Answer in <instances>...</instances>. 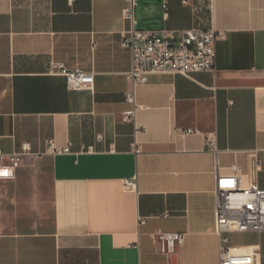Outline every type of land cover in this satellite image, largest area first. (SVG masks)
<instances>
[{"label": "crops", "instance_id": "obj_1", "mask_svg": "<svg viewBox=\"0 0 264 264\" xmlns=\"http://www.w3.org/2000/svg\"><path fill=\"white\" fill-rule=\"evenodd\" d=\"M133 26L222 31L215 69L133 86ZM51 61L93 72L94 89H70ZM23 143L0 180V264H220L217 175L236 164L264 188V0H0V148ZM159 230L185 240L163 252ZM224 233L264 264V231Z\"/></svg>", "mask_w": 264, "mask_h": 264}, {"label": "built area", "instance_id": "obj_2", "mask_svg": "<svg viewBox=\"0 0 264 264\" xmlns=\"http://www.w3.org/2000/svg\"><path fill=\"white\" fill-rule=\"evenodd\" d=\"M68 1L73 3L75 0ZM131 2L134 4L135 0ZM124 13L127 18L132 19V8H125ZM165 15H168L167 10ZM222 35V31L213 27L141 29L133 26L122 40V45L130 48L132 53V67L127 72V80L135 86L147 81L151 73L190 74L198 71H213L216 65V42ZM47 72L65 76L70 89H94L93 72L80 68L69 69L62 62L56 61H51ZM126 97L134 101V90L127 91ZM134 116L135 110H129L125 112L124 119L132 120ZM191 131H193L191 128L186 130V132ZM102 138V134L97 135L98 140ZM205 145L209 150H217V142L214 138L207 136ZM47 149L53 152H71L69 146L57 148L53 140H49ZM133 149L136 153L142 151L138 144H135ZM29 151L27 143H23L21 148L14 152H4L0 148V173L5 171L8 173L0 174V180L15 179L17 170L23 162V155ZM80 151L92 152L95 151V146L83 145ZM124 186L133 189L136 183L133 179H125ZM215 191V224L220 238V264H256L253 252L231 245L229 236L224 232L264 231V188H261L256 181L243 184L238 166L235 164L230 174L217 175ZM154 237L161 251L174 253L183 244L185 233L159 230Z\"/></svg>", "mask_w": 264, "mask_h": 264}, {"label": "snow or ice", "instance_id": "obj_3", "mask_svg": "<svg viewBox=\"0 0 264 264\" xmlns=\"http://www.w3.org/2000/svg\"><path fill=\"white\" fill-rule=\"evenodd\" d=\"M0 174L7 175L8 173H7V171H5V172H3V173H0Z\"/></svg>", "mask_w": 264, "mask_h": 264}]
</instances>
